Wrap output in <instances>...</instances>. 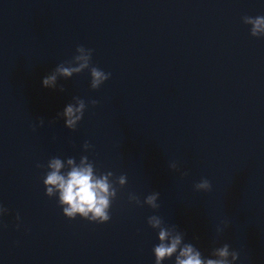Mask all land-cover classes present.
I'll use <instances>...</instances> for the list:
<instances>
[{"label": "clouds", "instance_id": "obj_1", "mask_svg": "<svg viewBox=\"0 0 264 264\" xmlns=\"http://www.w3.org/2000/svg\"><path fill=\"white\" fill-rule=\"evenodd\" d=\"M242 19L245 24L251 26L250 34L253 37L264 36V16H245ZM92 51V49L85 48L82 45L77 46L76 55L72 60L57 65L52 72L42 79V86L55 89L59 77L67 78L71 77L73 73L79 74L84 70H88L91 76V88L93 90L99 89L110 78L111 73H106L100 68L92 66ZM59 90L63 92L65 89L60 86ZM73 101L67 104L63 112L58 113L57 116L64 119L65 127L74 131L83 119L87 105L79 97H74ZM89 103L95 106L99 101L93 99ZM49 123H54V121ZM44 124V119L40 118L39 126L43 127ZM91 147L88 141L84 142L83 148L85 151ZM88 160L86 155L82 156L80 165L77 166L74 159L69 158L67 164L71 166L70 170L62 172L61 169L64 165L61 159L58 157L51 158L47 164L48 171L43 179L45 194L50 198L54 196L58 198V205L62 208L63 215L69 220H74L79 216L89 222L103 224L111 219L109 210L113 200L117 197L119 188L110 179V177H113L111 171L96 175L94 164L89 163ZM37 167H41V165H37ZM169 167L178 170L175 162H172ZM182 175H187V172L182 173ZM116 181L120 188H123L127 183V177L120 175L116 178ZM211 187V182L206 178H202L194 185L196 191H210ZM158 198L159 193L153 192L146 196L143 204L152 209H158L160 207L157 203ZM129 201L135 202L138 206H143L140 198L134 194H129ZM7 212L8 209L0 206V215L7 214ZM19 219L20 217L17 215V220ZM147 223L152 229L158 230L159 243L153 247L155 264H163L165 260L173 257H175L174 264H235L239 259V253L230 250L227 243L214 248L210 253V257L203 256L201 251L193 244L184 243L183 234L177 232L175 228L162 226L163 221L158 215L148 217ZM226 227L227 223L225 222L224 227L217 228V232H223Z\"/></svg>", "mask_w": 264, "mask_h": 264}]
</instances>
